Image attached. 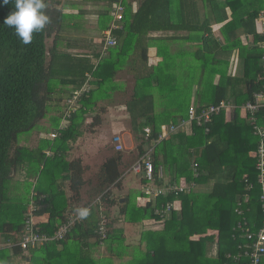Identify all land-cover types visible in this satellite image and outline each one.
I'll return each instance as SVG.
<instances>
[{"label":"trees","instance_id":"1","mask_svg":"<svg viewBox=\"0 0 264 264\" xmlns=\"http://www.w3.org/2000/svg\"><path fill=\"white\" fill-rule=\"evenodd\" d=\"M82 1L105 2L108 8L118 2ZM231 1H237L242 9L234 11L227 29L242 26L246 28L244 31L247 34H252L250 45H242L236 40L226 43L228 48L226 46L223 49L231 51L237 48L239 53L244 50L247 55L244 58L243 86L239 90L234 88L231 92L234 104L239 106L252 102L253 95L264 90V81H260L262 50L259 47L264 38L254 29L263 1L226 0V3L231 5ZM43 2L46 5L44 12L50 22L41 32L33 33L32 42L28 45L20 42L14 27L3 24L7 15L15 10V0L0 7V240L10 246L0 249V264H20L26 262L27 258L28 264H249V260L243 256L249 242L244 232L237 229V225L245 220L252 225L251 231L255 232L263 216L255 160L248 156L249 152L257 149L258 139L253 135L248 119H240L239 111L235 110V117L225 122L224 114L220 113L212 120L208 134L192 125L188 131L169 136L156 144L163 125L176 124L186 118L194 84L198 86L196 101L205 106L216 105L227 99V88L233 85V79L227 77L224 71L207 70V60L201 59H196L197 64L203 63L202 70L207 71L188 75L187 87L176 84L177 76L159 71L166 65L165 59L145 73L138 69L133 94L125 106L135 138L141 139L137 146L138 156L145 154V144H154L152 162L155 184L162 185V181L157 179L158 169L162 167L170 182L185 178L197 186L211 185L210 191H191L157 199L154 204L138 205L136 198L145 197L140 192L131 206L126 197L127 203L120 207L119 214L127 222L163 223L161 230L142 231L139 243L135 246L125 243L122 229L111 228L108 224L104 241L105 254L100 255V241L95 234L99 219L91 211L88 219L76 226L66 239L43 248H30L27 252L21 250L18 244L24 234L28 209L23 201L24 196L13 200L8 195V187L20 165L31 162L42 167L40 181L35 187L38 202L33 216H46V222L37 223L36 228L41 233L51 235L56 225L64 220L66 204L62 200V192L52 193L49 189H43L41 177H48L50 184H53L52 175L56 169L71 172L70 190L78 194L83 185L80 165L76 161L65 162L67 143L76 141L83 135L81 128L85 123L84 116L94 109L100 98L115 90L116 74L124 65L134 64L137 47L141 48V67H146L147 47H142V44L148 33L174 28L169 18V0H140L134 12H131V4L124 1L123 29L114 33L117 38L116 46L102 54L100 43H94L97 44V50H92L94 46L89 41L84 53L59 51L57 36L60 34L57 30L62 31L61 23L64 19H69L70 15L60 9H49L48 0ZM55 2L58 4V1ZM179 3L183 5V0ZM108 10L98 11L99 35L110 25ZM163 11L166 14L161 13ZM54 28L57 32L53 46L47 50L46 41ZM86 75L92 77L89 82L91 89L80 100L79 110L71 117L65 130L59 132L58 137L52 141H42L41 147L36 149L20 146L19 138L31 133L45 118L47 109L53 103V95L56 92L58 95L66 93L68 99L73 91L84 85ZM214 77H218V82L213 86ZM155 95L161 100L165 99L169 103L165 105L169 108L157 110ZM60 98L58 100L61 101ZM255 118L257 124L264 129V110L256 113ZM91 124L99 125V119L95 117ZM145 128L150 129L147 141L144 140ZM44 150L50 151L51 156L47 157ZM121 160L122 155L117 153L101 165V193L119 183ZM192 162L197 163L196 178L191 170ZM145 183L146 180L141 179V184ZM249 186L251 189L247 191ZM245 194L248 195V200L241 204L242 215H238L237 204ZM107 195L109 196L104 192V197ZM41 196L44 197L43 200H39ZM166 202L178 203L179 208L173 209L162 221L153 212ZM213 250L215 255L212 254Z\"/></svg>","mask_w":264,"mask_h":264},{"label":"crops","instance_id":"2","mask_svg":"<svg viewBox=\"0 0 264 264\" xmlns=\"http://www.w3.org/2000/svg\"><path fill=\"white\" fill-rule=\"evenodd\" d=\"M179 2L180 0H169V3H168V12L170 13L169 15L170 23L174 28L169 29V30H163V31H151L148 33L147 37L145 38L142 44V47H147L146 48L147 65L146 67H143V68H145V70L148 71L149 69L156 67L159 63H161L165 59L166 65L162 66L159 71L162 73H168L172 76L174 75L177 76L175 82L176 84L182 87H187L189 85L187 76L192 73L198 75L200 72H206L207 70L212 71L213 69L215 71L216 70L224 71L227 77H230L231 79H233L231 83L233 85L228 86L227 99H223L222 101H227L228 103L235 105L231 92L233 91L234 88L235 90L237 89L239 90L243 86L242 77H243V72H244L243 71L244 58L247 55L245 54L244 50L240 51L239 53V49L237 48H234L231 51L230 50L223 51V49L226 46L228 48V44L226 43H233L236 40H239L242 45H246V44L250 45L252 42V34H247L244 31L246 28L242 26H237L232 29H227L228 28L227 25H229V23L232 21V18H233L232 15L234 11H237V9L238 10L242 9V6H239L237 1H231V5H229L228 3H226V0H183V5H180ZM87 3H91L89 6L93 4L102 5L100 10L106 9V8L109 9L108 15L111 16V10L113 7L108 8L105 2L89 1ZM124 3L131 4V12H134L137 9L138 5L140 4V0H128V1H125ZM98 11L96 12V24L99 19ZM166 12H167V9H166ZM161 13H165V11ZM165 14H161V15H165ZM111 20H112V16H111ZM254 29H255V32L259 34V25L257 24V21L255 22ZM91 40L92 39H90L89 41ZM135 52H136L135 59L139 60L140 59L139 53L141 52V48L137 47ZM196 59H201V61L207 60L205 62L208 66L206 71L202 70L203 66L201 65H203V63L200 64L199 62V64H197ZM139 70L141 71V68ZM139 70L136 68L135 72L137 73L139 72ZM217 82H218V77H214L212 81V85L213 86L216 85ZM197 89H198L197 84H194L191 89L190 105L194 104L197 107H205L203 103L201 104L200 102L196 101ZM116 90H118V88H115L114 91ZM66 100L67 99H65V102H63L62 112L59 115L55 114L54 108L50 107L49 109V111L51 112V120H52L50 123L54 125V130L51 132H48L46 136H44L43 138H41L40 135H37L36 136L37 145L34 144V146L27 147V148L36 149L39 146L41 147L42 141H52L49 138V136L58 131L59 126L63 121L62 119H63V114L65 111ZM129 100L130 98L126 102H128ZM126 102L121 105L125 109V114L128 115L126 112V106H125ZM156 104H158L157 110L161 111V110H165L168 107L165 104H169V103L166 102L165 99L161 100L159 99V96H156ZM51 105L54 106L55 103H52ZM235 106L237 108H235L234 110L230 109V111L228 112H222L224 114L225 122H229L235 117V114H234L235 110L239 111L238 115L240 119L245 118L244 112L240 111V109L238 108L241 105L239 106L235 105ZM113 110L114 109L112 108L109 110V112ZM240 112L242 113V115H240ZM117 114H120L121 116L123 115L122 112L117 113ZM88 115L89 114L84 116L86 117L85 123H84L85 126L87 124H90L87 122L89 120L87 117ZM188 128H187V131H188ZM93 129L99 131L100 127L96 126ZM180 133H183V132H180ZM95 134L100 135V133H97V132ZM83 136L84 135H82L78 139H81ZM68 144L69 143H67V150L65 151L66 153H64L65 162L70 163L72 161H76L80 165V178H81L83 185L80 187L78 194H74L70 190L71 183H70L69 177H70L71 172H65L62 168L56 169L52 175L54 176L53 184H50V179H48V177L43 178V179L41 177V182L44 185L43 189L45 190L49 189L51 190L52 193H56V192L63 193L62 200L63 202L65 201V204H66V207H65L66 211L64 213V217L68 214L69 211H72L73 208L78 209V205L83 201V197L85 195V191L83 190L85 188H88L90 190V188L94 186V184L91 185L85 179V175L90 171L88 167L89 162L84 161V159L79 156L76 159H72L71 156L68 155L72 151V149L69 150L70 145ZM19 145L21 146L20 142H19ZM43 153L47 157L51 156L50 151L44 150ZM252 153L253 151L248 153V156L250 158H252L251 156ZM111 157L112 156H109L108 158H106L103 161V163ZM93 161H94V158H93ZM124 166H125V157L122 156V160L119 166V172H120L119 183L116 186L112 185L107 190L104 189L102 193L107 192L109 194L108 190L114 191L120 188L121 186L125 187L126 179L128 178V176L126 175H128V172H126L125 175L123 176L121 175V169ZM29 169L31 170L28 171ZM41 169L42 167L39 166L37 163L27 162V163L21 164L17 172L14 174L13 180L11 181L9 185L10 186L9 187V190H10L9 197L13 200H18V199H22V197L24 196L23 201H24V204H26L27 209L30 208L31 202H34L36 209H37L36 202L38 201L36 198L35 200H33L31 194L32 193L37 194L35 187L38 185L40 181L39 178L41 174ZM99 173L97 176V181L95 183L96 189H97L96 186H100ZM135 177H138L140 179V188H141L140 191L142 192L141 178L139 176H135ZM168 182H170L169 176L163 173L162 184H166ZM98 188L101 189L102 187H98ZM210 188H211V185H208V184L203 185V186L195 185L192 191L209 192ZM11 189L14 192L13 194L11 192ZM137 196L138 195H135V197L133 196L134 202ZM126 197L127 196H118L116 197V199L109 198L108 201L106 202L108 206V209L106 210L104 209L100 201H98L99 202L98 205L91 208V211L95 212L98 219L100 218L102 214L106 218V221L108 222L107 224H109L111 228L122 229L124 237L127 235L125 233L126 231L123 229L124 227L121 228L120 225L118 227V225L116 224L123 222L124 220V217L119 214V211H120V207L127 203ZM121 199H125L126 202L124 204H120L119 201ZM82 208H84V206ZM111 209H117V216L115 217L116 219L114 218L111 221H108L110 217ZM117 218L118 219L120 218V220L114 225V221L116 222ZM35 220H36V223H45L46 216L36 218ZM140 224L143 225L144 228L146 229L144 231H148V230L156 231V230H159V228L161 230L163 226V223L160 222L157 225V227L159 228H156V223H153L150 221L143 222ZM122 225L123 226H131V225L133 226L136 224L135 223L128 224L127 222H124L122 223ZM126 244L128 243L126 242ZM9 247H10L9 245L4 244L3 240L2 241L0 240V249H5V248L7 249ZM214 250L212 252L213 255H215ZM28 261L29 259L27 258L26 262L20 263V264H28ZM261 262L262 263L264 262V257L262 258Z\"/></svg>","mask_w":264,"mask_h":264},{"label":"rangeland","instance_id":"3","mask_svg":"<svg viewBox=\"0 0 264 264\" xmlns=\"http://www.w3.org/2000/svg\"><path fill=\"white\" fill-rule=\"evenodd\" d=\"M55 1H58V4H56ZM90 4L91 3H85L82 0H48L49 9H60L63 12L67 13V15H70V18L64 19L62 21L61 32L60 30L54 28V31L51 33L50 38H48L46 41L47 50H50L53 46V40L55 39V34L57 31H59L58 34H60H57L59 51H69L70 53L81 54L86 51L85 47L87 46L90 39H92L91 41L93 43H98L101 35H99L97 31L96 12L101 9L102 5L93 4L89 6ZM95 45L93 44L94 48L92 50H97V47ZM89 51H91V49H89ZM143 67H141V63L137 59L134 60L133 65L126 64L122 67V69L115 76L114 84L115 88H118V90L111 93H109V91L106 96L98 100V102L94 106V109H92L87 116L89 119L87 122L90 124H87L86 126L83 125V127L81 128L84 136L81 139L69 142L68 144L70 145L69 150L72 149V151L68 155H70L72 159H76L79 156L82 157L84 161L89 162L88 167L90 171L85 175V179L91 185L94 184V186L90 188V190L88 188H85L83 190L85 191V195L83 197V201L78 205V208H82L83 206L85 208L91 205L93 202L100 201V203L106 210L108 209L106 203L108 199H116V197L118 196H127L128 198H130L128 204L129 206H131L134 202L133 196L135 197V195H138L141 192L140 179L138 177H135L131 173H128V175H126L128 176V178L126 179L125 187L121 186L114 191L108 190L109 196L107 195V197H104V193L100 192V189L98 188L99 186H96L98 190L95 188V183L97 181V176L101 164L109 156H114L117 153H120L123 157H125V166L121 169L122 176L125 175V173L139 158L137 146L141 142V139L136 140L135 134L133 133L131 128L129 115L125 114V109L121 104L125 103L133 94V88L136 79L135 75L138 73L135 72L136 68H141V72L145 73L147 70H145V68ZM65 94L66 93H64L63 95H58V92H56L55 95H53L54 97H52V102L56 104L54 106L50 105V107L54 108L56 115H59L62 112L63 102H65V99H67ZM59 97L62 98L61 101L58 100ZM112 108L114 110L109 112V110ZM47 110L48 111L45 118L34 128V130L31 133L22 135L19 138L18 142H20L21 146L32 147L34 146V144L37 145V135H40L41 138H43L48 132L54 130V125L50 123L52 121L51 112L49 111V108ZM120 112H122V116L120 114H117ZM240 115H242L241 112ZM95 117L99 119L100 124L97 125V127H100L99 131L94 130L93 128H95L96 126H92L91 124L93 123ZM96 132L100 133V135L95 134ZM116 137L120 138V143L123 147V150L120 152H117L115 150V146L113 144ZM144 149L145 153H147L148 151L151 152L152 157L154 144H145ZM30 170L31 169H29L28 171ZM9 187L8 195L10 194ZM11 192L12 194L14 193L12 189ZM178 208L179 205L178 203H176L175 210H178ZM74 212H76V209L73 208V210L69 211L68 214ZM116 216L117 209H111L109 220H107L111 221ZM119 220L120 218H117V221H114V225ZM124 222L127 221L124 219L123 222L117 223L116 225H118V227L120 225L121 228L124 227L123 229L127 234L125 236V243L127 242L130 246L138 245L140 234L146 229L140 223L139 225L138 223H135L136 225L133 226H123L122 223ZM127 223L129 224L130 222ZM157 225L158 223H156V228H159L157 227ZM98 243V250L100 252V255L105 254L103 252L105 251L104 242ZM115 263H117V261Z\"/></svg>","mask_w":264,"mask_h":264},{"label":"built area","instance_id":"4","mask_svg":"<svg viewBox=\"0 0 264 264\" xmlns=\"http://www.w3.org/2000/svg\"><path fill=\"white\" fill-rule=\"evenodd\" d=\"M124 1L128 0H118V2L113 6L111 10L112 20L107 30L101 33L99 38V43L102 46V54L106 52L109 48L117 45V38L114 35L115 32H120L123 29V19L125 13ZM261 11L257 17V24L259 25V34L264 38V0ZM259 47L262 50L261 55V77L260 81H264V39L259 43ZM92 80L90 75H86V81L82 87L72 92L70 97L66 100L65 111L63 114V121L59 126L58 132L53 133L49 136L51 140L58 137V133L63 131L71 117L79 110L80 100L89 93L91 86L89 82ZM237 108L235 105L228 103L227 101H220L216 105H210L205 107H197L194 104H191L188 108L186 118L181 120L178 124H168L163 125L160 129V134L156 142L159 143L161 140L167 139L170 135L177 134L179 132H186L189 126L194 125L195 127L203 129L205 134L210 132L209 126L212 123V120L215 116L219 115L222 112H228L230 109L234 110ZM240 111L244 112V116L248 119L250 126L253 129V135L257 137L258 144L255 152L251 154L252 158L255 160V170L257 172V183L260 188L259 203L260 210L262 213V222L258 229L255 232H252V225L244 220L243 223H238L237 229L242 230L245 234L246 240L249 242L247 249L243 252V256L249 260V264H261L262 258L264 257V129L261 128L255 118V114L258 113L261 109L264 110V90L253 95L252 102H246L238 107ZM150 135V129H144V140H148ZM114 146L117 152L123 150V147L120 143V138L116 137L114 139ZM191 170L193 172V177L198 176L197 172V163L192 162ZM128 173L139 176L141 179H145L146 183L142 185V192L144 198H137L136 202L138 205L145 203H155L157 199L165 198L167 196H177L181 193L191 192L195 184L193 181L188 182L185 178H180L177 182H168L160 186L155 184L154 177V167L151 157V152H147L140 156L138 160L130 167L127 171ZM157 179L162 181L163 171L162 168L158 169ZM251 186L247 187V191H250ZM32 199L37 198V194H31ZM43 196L39 200H43ZM248 200V195L245 194L242 197V200L238 202V209L236 213L242 215L241 204ZM99 202H93L91 205L85 207L91 211V208L98 205ZM176 203L166 202L161 205L159 208H155L154 215L160 217L163 221L175 209ZM36 206L34 202H31L28 213L25 217L24 222V234L21 241L19 242V247L23 252H27L30 248H43L51 243L60 242L72 232V230L84 223L86 219H79L76 212L69 213L64 220L56 225L54 232L49 235L47 233H41L36 228V218L33 216ZM162 223V222H161ZM106 218L101 214L99 222L97 224L95 234L100 242H104L107 233Z\"/></svg>","mask_w":264,"mask_h":264},{"label":"clouds","instance_id":"5","mask_svg":"<svg viewBox=\"0 0 264 264\" xmlns=\"http://www.w3.org/2000/svg\"><path fill=\"white\" fill-rule=\"evenodd\" d=\"M10 0H0V7L8 5ZM46 5L43 0H15V10L4 19L3 24L15 28V34L20 42L28 45L32 42L33 33L41 32L50 22L45 14ZM78 218L86 219L90 210L88 208L76 209Z\"/></svg>","mask_w":264,"mask_h":264},{"label":"water","instance_id":"6","mask_svg":"<svg viewBox=\"0 0 264 264\" xmlns=\"http://www.w3.org/2000/svg\"><path fill=\"white\" fill-rule=\"evenodd\" d=\"M125 202H126L125 199H121V200L119 201L120 204H124Z\"/></svg>","mask_w":264,"mask_h":264}]
</instances>
